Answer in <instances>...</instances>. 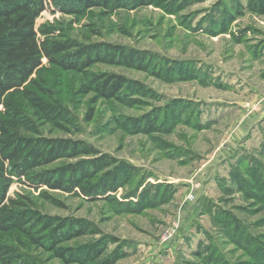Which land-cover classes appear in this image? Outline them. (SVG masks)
Segmentation results:
<instances>
[{"label":"rangeland","instance_id":"rangeland-1","mask_svg":"<svg viewBox=\"0 0 264 264\" xmlns=\"http://www.w3.org/2000/svg\"><path fill=\"white\" fill-rule=\"evenodd\" d=\"M147 2L81 15L52 6L37 19L52 34L147 53V68L96 62L73 72L44 61V77L74 121L47 123L43 132L85 140L134 166V177L96 198L20 183L11 193H31L44 213L82 218L96 230L65 246L109 239L86 264H262L264 13L247 10V0ZM95 74L123 76L131 87L123 99L99 97L91 90ZM150 113L160 115L156 129L129 125ZM242 182L256 189L247 192ZM238 224L251 244L232 235ZM31 254L39 264H83L44 248Z\"/></svg>","mask_w":264,"mask_h":264},{"label":"trees","instance_id":"trees-1","mask_svg":"<svg viewBox=\"0 0 264 264\" xmlns=\"http://www.w3.org/2000/svg\"><path fill=\"white\" fill-rule=\"evenodd\" d=\"M147 1L151 0H0V264H39L31 250L40 248L67 262L86 264L100 257L110 242L103 237L83 247L65 246L96 230L82 218L44 213L31 193H11L16 183L96 198L117 190L134 177V166L100 153L85 140L48 136L43 132L47 123L62 126L61 121H74L73 112L55 86L45 79L44 61L61 71L73 72H83L96 62L147 68L144 62L147 53L107 42L82 43L64 34H52L49 26L38 28L37 19L52 6L62 13L81 15L91 8L112 11ZM246 8L264 13V0H247ZM128 87H131L129 80L120 75L92 77L91 90L102 98L123 99ZM91 117L92 112L87 120ZM159 120V114L150 113L130 120L129 125L148 132L157 128ZM244 185L242 182L241 188L247 192L256 189ZM40 195L56 202L44 189ZM212 206L204 201L207 212L212 213ZM237 226L232 235L240 244L242 239L251 244L244 226ZM258 252L264 255V250Z\"/></svg>","mask_w":264,"mask_h":264}]
</instances>
